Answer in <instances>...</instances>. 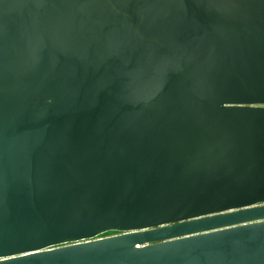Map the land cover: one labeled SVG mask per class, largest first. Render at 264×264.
Instances as JSON below:
<instances>
[{"label": "water", "instance_id": "1", "mask_svg": "<svg viewBox=\"0 0 264 264\" xmlns=\"http://www.w3.org/2000/svg\"><path fill=\"white\" fill-rule=\"evenodd\" d=\"M0 264H264V0H0Z\"/></svg>", "mask_w": 264, "mask_h": 264}, {"label": "trees", "instance_id": "2", "mask_svg": "<svg viewBox=\"0 0 264 264\" xmlns=\"http://www.w3.org/2000/svg\"><path fill=\"white\" fill-rule=\"evenodd\" d=\"M119 232L118 231H106L104 233H101L99 235H97L95 238H101V237H107V236H112V235H115V234H118Z\"/></svg>", "mask_w": 264, "mask_h": 264}]
</instances>
